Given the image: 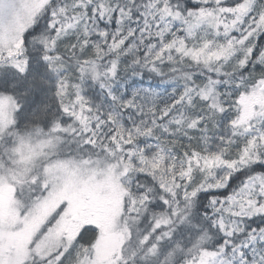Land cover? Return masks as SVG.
I'll list each match as a JSON object with an SVG mask.
<instances>
[{"label":"snow or ice","instance_id":"snow-or-ice-1","mask_svg":"<svg viewBox=\"0 0 264 264\" xmlns=\"http://www.w3.org/2000/svg\"><path fill=\"white\" fill-rule=\"evenodd\" d=\"M0 264H264V0H0Z\"/></svg>","mask_w":264,"mask_h":264}]
</instances>
